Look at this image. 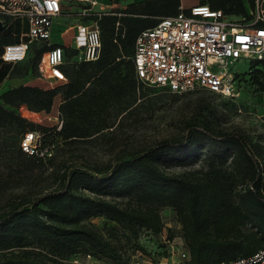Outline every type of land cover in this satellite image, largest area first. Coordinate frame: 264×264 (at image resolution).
Instances as JSON below:
<instances>
[{
	"label": "trees",
	"instance_id": "trees-1",
	"mask_svg": "<svg viewBox=\"0 0 264 264\" xmlns=\"http://www.w3.org/2000/svg\"><path fill=\"white\" fill-rule=\"evenodd\" d=\"M255 1L200 0L199 4L227 16L252 19L248 10H255ZM179 6L180 0H142L102 15L100 58L65 68L68 82L60 84L58 107L62 128H47L18 114L22 107L38 113L52 111L58 88L35 82L0 95V129L20 127L22 136L38 131L43 144L91 136L111 105L145 87L136 79L132 59L138 35L154 27L160 17L178 13ZM120 12L125 15L112 14ZM118 21L124 35L116 31ZM16 41L12 33L0 32V55L4 45ZM31 50L36 73L44 47L34 45ZM251 68H255L257 90L264 92V61H253ZM6 73L0 71V80ZM6 144L7 140H0V152ZM18 150L20 156H27ZM201 153L208 163L202 175L192 178L166 171L194 163ZM119 198L127 199L126 204ZM162 207L178 215L190 254L186 264H222L257 254L264 249V144L244 133L195 120L186 124L182 135L118 156L112 164L64 168L52 190L0 211V251L4 253L0 264H49L36 255L64 259L79 253L81 247L90 256L112 255L114 246L88 228L87 220L101 216L135 236L140 230L159 235L164 230L158 210Z\"/></svg>",
	"mask_w": 264,
	"mask_h": 264
},
{
	"label": "rangeland",
	"instance_id": "rangeland-1",
	"mask_svg": "<svg viewBox=\"0 0 264 264\" xmlns=\"http://www.w3.org/2000/svg\"><path fill=\"white\" fill-rule=\"evenodd\" d=\"M140 1L142 0H101L100 3L106 10H125L130 4ZM199 1L184 0L183 5L189 8ZM248 16H252V19L247 16H229V19L239 25H249L255 18L256 11L249 9ZM75 22V18H70L57 23L53 43H69L73 32L63 37V29L68 23ZM6 31L19 35L27 31V27H22L21 21H16ZM32 57L31 50L27 59L13 68L11 79H15L20 86L41 82L44 87L58 88L59 94L52 111L42 112L40 117L33 118L27 111H15L26 116L30 122L53 128L57 125L62 88L57 82L47 83L37 78L31 66ZM227 69L237 72L235 79L238 90L234 97L228 98L206 90L174 94L145 86L123 101L111 105L105 117L99 120L98 130L91 136L68 141L59 138L50 159L20 156L18 147L22 129L16 126L0 129V140H7V144L2 146L5 149L0 152V211L8 209L12 203L32 200L52 190L57 185L59 172L64 168L112 164L118 156L182 135L186 124L195 120L205 121L216 129L244 133L254 142L264 144V92L258 91L254 83L255 68L248 69V62H240L229 64ZM207 166L205 155L201 153L194 163L167 168L166 171L193 178L202 175ZM117 200L122 205L127 202V199ZM158 210L164 222V230L159 235L140 230L135 236L101 216L87 220L84 224L88 228L101 234L114 246L116 253L112 255L99 258L90 256L81 247L79 253L64 259L42 254L36 256L49 264H186L189 259L183 257V254L188 249L176 211L170 207ZM3 254L0 251V257Z\"/></svg>",
	"mask_w": 264,
	"mask_h": 264
},
{
	"label": "built area",
	"instance_id": "built-area-1",
	"mask_svg": "<svg viewBox=\"0 0 264 264\" xmlns=\"http://www.w3.org/2000/svg\"><path fill=\"white\" fill-rule=\"evenodd\" d=\"M183 1L180 0L178 13L160 17L154 27L138 35L132 57L138 83L174 94L206 90L234 97L238 90L237 72H230L229 64L248 62L249 67L253 61H264V0L255 1L256 16L245 26L207 4L197 3L186 8ZM100 2L0 0V32L16 21L27 27V31L13 34L17 41L3 46L0 59L20 64L32 47L39 45L44 47V52L36 67L37 78L47 83H67V66L94 62L101 56L103 40L99 20L112 10H106ZM70 18L76 22L68 23L62 35L73 32L72 40L54 44L55 25ZM116 31L124 35L120 21L116 23ZM57 119L56 128L60 130L63 121L59 111ZM19 147L27 156L46 160L53 157L55 143L43 144L40 132L29 131L22 136ZM183 257L189 259V252ZM222 264H264V249L250 258Z\"/></svg>",
	"mask_w": 264,
	"mask_h": 264
},
{
	"label": "crops",
	"instance_id": "crops-1",
	"mask_svg": "<svg viewBox=\"0 0 264 264\" xmlns=\"http://www.w3.org/2000/svg\"><path fill=\"white\" fill-rule=\"evenodd\" d=\"M18 65V64H11V63H5L0 59V71L1 70H5L7 71L5 77L0 80V95L7 91L10 90L12 88L18 87L20 85H18V83L14 80H12L11 78V71L13 70V68ZM29 84V83H27ZM27 84H23V85H27ZM22 112L27 111V113L29 114V116L35 118V117H40L41 113H33L32 111H28L26 107H22L21 108ZM26 117V116H25ZM28 117V116H27ZM29 118V117H28Z\"/></svg>",
	"mask_w": 264,
	"mask_h": 264
},
{
	"label": "water",
	"instance_id": "water-1",
	"mask_svg": "<svg viewBox=\"0 0 264 264\" xmlns=\"http://www.w3.org/2000/svg\"><path fill=\"white\" fill-rule=\"evenodd\" d=\"M2 30V25H1V23H0V31Z\"/></svg>",
	"mask_w": 264,
	"mask_h": 264
}]
</instances>
